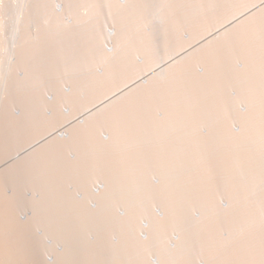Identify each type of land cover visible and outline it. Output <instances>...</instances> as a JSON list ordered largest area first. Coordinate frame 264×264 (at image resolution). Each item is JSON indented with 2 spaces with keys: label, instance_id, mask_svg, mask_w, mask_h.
<instances>
[{
  "label": "bare ground",
  "instance_id": "bare-ground-1",
  "mask_svg": "<svg viewBox=\"0 0 264 264\" xmlns=\"http://www.w3.org/2000/svg\"><path fill=\"white\" fill-rule=\"evenodd\" d=\"M227 2L230 0L6 1L1 12L5 29L0 30L5 43L0 50V116L6 93L25 92L32 105L37 100L38 114L53 121L55 127L28 146L15 143L5 159H10V164L0 172V178L17 181L7 192L17 206L12 218L13 226L19 228L21 240H17L31 264H74L71 255L81 258L80 264H231L234 256L238 264H264V130L262 124V129L253 125L257 120H251L257 115L264 118V44L260 52L263 58L247 66L236 58L231 67H221L217 72L221 86L208 85L201 93L196 88L198 81H209L210 72L193 61L202 51L220 48L217 43L246 22L264 21V0L252 2L229 18L224 16L223 23H214L212 30L192 42L186 38L185 46L171 52L172 39L177 43L180 32L196 26L191 20L200 18L205 10L214 13L223 3L230 4ZM204 18L208 19L207 15ZM262 33L264 38V29ZM78 34L81 39L84 35L85 48ZM174 35L177 38H172ZM28 40L34 55L31 69L27 67L29 61L19 66L12 47ZM131 48L134 54H130ZM42 55H58L69 62L56 63L55 72H39L35 67H39ZM191 61L198 81L183 85L181 96L182 90L176 93L178 87L175 90V82L170 85L169 81L175 73L178 79L189 78L183 68ZM130 64L138 74L126 82L122 70L130 69ZM251 80L256 85H248ZM115 82L120 87L93 102L96 94L92 91L97 92L98 84L114 86ZM165 84L170 86L168 95L173 103L180 101L173 115L159 110L147 129L142 126L135 133L132 128L120 130L110 125L118 106L136 105L140 95L152 91L161 90L164 95L160 86ZM162 94H158L160 99ZM18 96L12 97L5 121L22 129L33 121L27 111L33 114L36 107L26 111ZM207 97L215 101L212 106L204 104ZM71 100L85 102L78 104L77 114L67 109ZM223 120L228 127L221 130L223 125L218 123ZM172 129L176 131L171 133ZM74 134L86 136L90 140L87 146L75 140ZM55 145L70 149L71 183L65 192L72 204L67 209L77 208L79 214L85 211L91 221L76 219L59 224L50 217L39 219L29 214L47 208L43 198L64 193L42 187L33 167L37 156ZM234 150L246 154L241 158ZM93 155L96 161L86 163ZM226 159L230 160L227 164ZM202 162L207 164L201 167ZM229 164L233 169L225 166ZM25 166H30L27 170L31 172L24 176ZM228 169L233 170L228 171L230 176ZM100 217L104 219L98 220ZM101 234L108 237L103 245L98 240ZM243 234L254 236L255 259L249 258L251 254L244 256L250 250L244 251L245 245L250 244L246 237L243 244ZM128 235L131 244L125 240ZM229 247L231 256L224 251ZM253 250L250 253L255 254Z\"/></svg>",
  "mask_w": 264,
  "mask_h": 264
},
{
  "label": "rangeland",
  "instance_id": "rangeland-1",
  "mask_svg": "<svg viewBox=\"0 0 264 264\" xmlns=\"http://www.w3.org/2000/svg\"><path fill=\"white\" fill-rule=\"evenodd\" d=\"M6 1L13 2V0H0V17H1L0 20L2 21V22L0 21V30L1 31H2L1 27L5 26V24H3V20H2L4 14H2V13H4L3 12V10H4L3 8H4V5H5ZM231 1L232 0H230V2H227V3H230V4H224L223 3L222 5H220V7H222L224 10L222 8H221L222 10H219L220 9L219 6H218L219 9L216 10L214 13H212L211 11H210L211 12L210 13V12H207V10H205V14H202V15H204V17H206V15H207L208 19H206V18L202 17V15H200V18H198V19L196 18L195 20H191V22H194L192 24H195L197 26L200 23V26H197V27L196 26L194 27V25L190 26V27L188 26V29H186L187 31H184L182 29L183 31L180 32L179 37H178L180 41L177 39L178 41L176 43V41L172 39V42H171V44H172L171 47L172 48H171V50L173 49L174 52L178 51L180 48L183 47V45L185 46L187 44L185 42L186 38L191 40L189 42H192V41L196 40L198 38V36H202L204 33L206 34V32H209L210 30H212L213 28L211 26L214 23L216 25H218L220 23H223V21H225V19H224L225 17L229 18V17L233 16V13H235V12L237 13L239 11L241 12V10L245 9V7L248 8L249 5L257 2L258 0H233V2H231ZM211 5L212 4H210V6ZM207 6H209V4ZM82 9H83L82 13L83 12L85 13L86 11L84 10V7H82ZM206 9H208V8H206ZM196 17H197V15H196ZM221 18H223L224 20L221 19ZM219 19L222 20V22L219 21ZM80 24L83 26L84 23H80ZM206 24L210 25V26L206 27ZM84 27H85V25H84ZM206 28H207V30L208 29L209 30L208 31L207 30H203V29H206ZM263 29H264V21L252 22V23L251 22H249V23L246 22L245 25L239 26L238 29L235 30L232 33L231 36L229 35L225 40H223L222 42L217 43V44H219L220 48H216V49L210 48L209 50L202 51L201 55L197 56L195 58V60H193V61L197 64V66L203 68L207 73L210 72L211 77L209 75V81L199 82L194 77L193 72H194L195 66L192 65V61H191V62L187 63V65L183 68L184 71H186L187 73L189 72V74H188L189 78H187V77L184 78V76H183V77L178 79V73H175L176 75L173 74V77L171 78V79L174 78L173 81L170 80L169 84L171 82H175V84H176L174 86L175 90H176V87H178L177 89H179L178 91H176V93L179 94V91L182 90L181 93H180L181 96H182V92L184 90L183 89V85L184 86L191 85V83L193 82V79L198 81V86L196 88H197V91L199 93L204 92L205 91L204 89H206V87H208V85L211 86V87L221 86L220 85L221 83H220V80H219L218 74H217V72L220 70L221 67H225V66L231 67L233 65L232 61L235 60L236 58H238L239 61L243 60V62H244V64L246 66L249 63L253 62L254 60H260V58H263V55H261V53H260L262 51V45L264 44V38L260 37L261 35H263V33H262ZM261 30H262V32H261ZM84 31H85V28H83V32ZM78 36H79L78 38H80V34H78ZM72 37H69V40H67V41L71 42L72 39L75 38V37H73V38ZM0 38L1 39L3 38L2 35L0 36ZM172 38H174V39L177 38V35L172 36ZM80 39H78V41L81 43ZM164 39L167 40V41L169 40V38L165 37V36H164ZM164 39H162V40H164ZM22 40H23V38H22ZM81 40H82V43H83L82 46L84 47L85 46L84 45L85 44L84 43V40H85L84 35H82V39ZM183 40H185L184 43H183ZM189 42H188V44H189ZM4 44L5 43L1 40L0 41V45H1L0 46V50L1 51H3V45ZM30 45L31 44L29 43V40H28L27 42L21 43L20 46L19 45H14L12 47H14L15 51H17L16 56H17V63L19 64V66L21 65L23 67L24 64H26V61L27 62L29 61L27 67L29 66L30 69H31V66H32L31 62L34 59L31 56H34V55H32L33 50H30V48H29ZM83 47H82V50L85 48V47L84 48ZM132 48H134V46H132ZM134 49L131 50L130 54H134L136 52V51H133ZM53 50H55V49H53ZM78 50H80V49L78 48ZM173 50L171 52H173ZM83 55H84V53H83ZM0 56H2V58H3V53L0 54ZM43 58H45L44 61H45L46 64H43V62H42ZM82 59H84V57ZM125 61H126V59H125ZM62 62L63 63H68L69 60L68 59H62L58 55H55V56L42 55L41 59L40 58L38 59L39 67H35V70L39 71V72H47V73L55 72L57 70V67H55L56 66L55 64L56 63L59 64V63H62ZM84 63H85V59L82 60V67L84 66ZM131 64H132V61H131ZM131 64H130V69L129 68L128 69L125 68L124 70H122L123 68L120 69V71L122 70V71H125V73H126V74H122L121 75L124 78L123 81L125 80L127 82L128 80H131L132 78H134L138 74L137 73L138 71L134 69L136 67L134 65H131ZM16 66H18V65H16ZM20 67H17V68H20ZM12 69L13 70H17L16 67H15V69H14V67ZM27 69L30 70L29 68H27ZM72 69H69V70L71 71ZM77 69L78 68H74V70L78 71ZM60 70L63 71L62 68ZM67 70L68 69H66L65 71H67ZM117 70L119 72V69H117ZM134 70H135V72H134ZM131 73H132V76H131ZM174 76L177 77V80H176V78ZM122 77H120V78L122 79ZM116 79L119 80V82H123L119 78H116ZM221 82H223L222 78H221ZM251 82L252 83L248 82L247 84L248 85H256V83L253 80H251ZM115 83L116 84H114V86H116V87L112 86L111 84L105 85V86L103 84H98V86H96L97 88L94 86L98 90H96L97 91L96 93H95V89H94V91H92V93L94 92V94H96V95L93 94L94 96L92 95L93 97L96 98L95 100L93 99V102L94 101L96 102V100H98V99L102 98L103 96L113 92V90L117 89L118 86L120 87V84H118L117 82H115ZM121 84H123V83H121ZM181 85H182V87L180 88ZM168 86L169 85H167V84H165V86H160V87L163 88L162 90H164V95L162 94L163 91L161 92V90L160 91L158 90V88H159L158 87L157 90L159 92L157 90H155V91H157V93H155L154 91L150 92V95L153 93L154 97H152L153 95L150 96L149 94H147V96H145L146 94L144 96L140 95V97L138 96L139 98H137L138 102H137L136 105H131V106L130 105L129 106L125 105L124 107L123 106L122 107L118 106L117 107V112L112 116V119H114V121H112L110 123V125L113 123L114 127L118 128V129L120 128V130H125V129L128 130V128H130V129L132 128V130L134 131L132 133H135V130L137 128H141L142 126H145L146 129H147V125L149 123L150 124L152 123L150 121L155 119L154 116H156L158 114L159 110L162 111L163 114L165 113V114H168V115H173L177 111V109L180 107V101L177 103V105L173 103V101L171 100L173 97L171 98L168 95L169 87H170V86L169 87ZM103 87H107V89L104 88V90H103ZM159 93H161L162 96L164 97V99H163V97L161 96L162 97L161 99H163V100L160 99V96L158 95ZM14 95H17V96L19 95L21 97L22 102L20 104L21 105L23 104V108H25V110L29 109V107L31 106L32 110L34 111V108L36 107L35 113H33V114L31 113V111H27L26 110L28 112V114H29L28 118H33V121H30L28 127H26V128L15 129L16 128L15 125H9L5 121V119L9 117V110H10V106H12L11 103L14 100L12 97H14ZM28 95H26L25 92H17V93L15 92V94L12 93V92L11 93L9 92L8 94L7 93L5 94V98H4V101L6 102L5 110H4V112H2V116H0V125H1L0 126V128H1L0 129V152H1L0 153V172L3 169V167H5V165L1 166V164L3 162H5V159L7 158L8 153L13 149L15 143L18 142V143H21L23 146H28L29 143L34 141L36 138L40 139L47 132H49L50 130L55 128L52 125L53 121H48L45 116L41 117L38 114L39 113V105H38L37 100L35 99V104L33 103V105H32L33 101L31 99H29ZM134 98H136V97H134ZM139 99H141V100H139ZM159 100L161 102H163L164 100L165 101L163 103H161ZM80 101L79 102L72 101L73 105H72V102H71L70 103L71 106H69V108H67V109H70L71 113L77 114L78 111L80 110L78 108V107H80V106H78V104L82 103V101L84 102V100H80ZM203 101H204L205 105H210V106H212L214 104V102H215V101H213V99L208 98V97L204 98ZM216 102H217V100H216ZM7 103L9 104L8 107H7ZM74 103H75V105H77V107L76 106L74 107ZM76 108H78L79 110L76 109ZM128 109H131V110H128ZM132 110H134L135 112H131ZM134 116H139V117H137L135 120L127 121V119L133 118ZM257 116H255V117L252 116V119L251 118H249V119H251V120L254 119V121L257 120V121H255V123L253 125H256V126L259 127L260 124H262L263 125V129H262V127H259V128L264 130V118H262V119L260 118L261 119L260 120L259 118H257ZM260 116L261 115H259L258 117H260ZM175 120L176 119L171 118L170 121L175 122ZM159 121H160L159 119L155 120V122H158V123H159ZM114 122H115V124H114ZM219 122H221V121H219ZM221 123H218V125H223V126H221L222 128L219 126L221 128V130L224 128V126L228 127V124H227L226 120L225 121L223 120ZM256 123H258V124H256ZM256 126H255V128H256ZM227 127H225V128H227ZM226 130H224V131H226ZM175 131L173 130L171 133H173ZM231 135H232V133H231ZM73 137L75 138V140H77L79 142L83 141L81 144H84L85 147L87 146L86 143L88 142L89 139L86 136H83V135L81 136L79 134H74ZM21 148H22V146H20V149ZM69 150L70 149L68 148L67 145L66 146L65 145H61V146H58V147L55 145V147H52L51 149L45 150L44 152L40 153L39 156H37L36 162L33 165V167L38 170L36 173H37V177L39 179V182L42 185H44L42 187H45V189L47 187V188H50V190L52 189L54 191L56 189L61 190V191L63 190L64 193L62 195H60V196L59 195L58 196L57 195L56 196L52 195V196H50L47 199L43 198V201H44L43 203L44 204L46 203L47 208L44 211L31 210L29 214H31V215L39 218V219H41L43 217L44 218L50 217L55 222H59V224H67V223L71 222V220H76V219H83V220H90V221L93 220L92 218H88V217H91V216H87V217L85 216V211L79 214V213H77V211L79 210L77 208L67 209V207L72 204V201L70 200L69 197L66 196V192H65L67 189H69V185L71 183V168L69 166L70 164L68 163V159H67L69 154H70ZM234 151H236V150H234ZM238 153H240V151H238L237 154ZM219 154H222V153H218L217 156ZM228 154H227V156L224 154L223 157L224 158H226V157L229 158L230 154H229V156H228ZM243 154H246V153H244V152L242 154L240 153L239 156H241ZM121 155H122V158H125L124 157V152ZM94 156L95 155L91 156L90 158L88 157L89 160L87 158V160H85L86 163H93V161L95 162L96 160L93 159ZM246 156H244V157L246 158ZM186 157L188 159L189 158L190 159H198L197 156H186ZM95 158H97V157H95ZM187 158L185 159L186 161L188 160ZM241 158H242V156H241ZM245 158H243V159H245ZM243 159H241V160H243ZM225 161H227L226 162V164H227V163H229L228 161H230V160L226 159ZM201 164H202L201 167H204V165H206L207 163L202 162ZM220 165H222V164H220ZM225 166H227V168H229L230 164L229 165H225ZM225 166H224V168L227 169ZM25 167H26V169L23 171V175L24 176L31 172L30 170H27V169H29L30 166H25ZM222 167H223V165L221 166V168ZM230 168H232V165H231ZM229 169L226 170L227 173H228V171L229 172L231 171V173H232L233 170H229ZM229 174L230 173H228V175ZM16 182L17 181L15 180V178H12V179H7L5 177L0 178V264H20V263L21 264H29V262L31 261L30 260V256L27 254V251L25 249H24V251L22 250L23 249L21 247V246H23L22 242L20 241L21 242L20 243L17 240V239L20 238V235H18V233H17L19 228L13 226V219L12 218H14V216H15V211L17 210V206H16V204L14 202H12L10 200L7 191L9 189V187H12L13 184H15ZM49 205H51L52 209L48 207ZM132 210L133 209H131L130 212L134 211V210L133 211ZM72 211H76V213H74ZM69 212H71V213H69ZM102 219H104V217L98 218V220H102ZM67 220H68V222H67ZM76 229H79V228L76 227ZM14 230L16 231V233H15ZM61 237H62V235H61ZM98 237H99L98 240L101 242L102 245L105 244L104 241L107 240V238H108V237H106L103 234L98 235ZM245 237L249 240V244L250 245H248V247L245 245L246 249H244V251L245 250H249V249L250 250L249 251H245L244 256H250L249 254H251L253 257L250 256L249 258H254L255 259V257H256L255 255H257L258 252L255 253L256 252V250L254 248L255 241H251V239H252L251 237H254V236L248 237L246 234H243V238H242L243 244H244ZM19 240H21V238ZM125 240H126V242L128 244H131V236L128 235L125 238ZM31 242H32V244L34 243L33 240ZM31 242H30V244H31ZM71 242L72 241H70V243ZM246 242H248V241H246ZM251 244H252L253 247L251 246ZM25 246H29V243L28 244L26 243ZM252 248L254 249L252 252L255 253V254L250 253ZM228 249H230V247L225 249L224 251H227L226 253L227 254L229 253L230 256H231V253L233 251L229 252ZM19 250H22L23 252H21ZM15 251L21 252V253L17 254ZM128 251L130 252V249ZM20 254L23 256L22 257L23 260H21L22 258H21ZM24 255H26V256H24ZM230 256H228V257L226 256L227 259ZM232 257H230V258H232ZM71 258H72L71 259L72 263H74V264H80L81 263V258H79L77 256L73 257L72 255H71ZM234 258H235V256L231 260V264L234 263V262L232 263V261H236L237 264H238L239 261H237V259H234ZM37 262L39 263V261H37ZM226 262H227V260H226ZM222 263H224V262H222ZM30 264H31V262H30ZM175 264H191V263H189V262H187V263L178 262V263H175ZM227 264H230V262L229 263L227 262Z\"/></svg>",
  "mask_w": 264,
  "mask_h": 264
},
{
  "label": "crops",
  "instance_id": "crops-1",
  "mask_svg": "<svg viewBox=\"0 0 264 264\" xmlns=\"http://www.w3.org/2000/svg\"><path fill=\"white\" fill-rule=\"evenodd\" d=\"M23 156H24V154H23ZM7 160H8V159H7ZM7 160H5V162H3L1 166H4V165H6V164H8V163L10 164V162H11L10 159H9L8 161H7ZM9 164H8V165H9Z\"/></svg>",
  "mask_w": 264,
  "mask_h": 264
}]
</instances>
